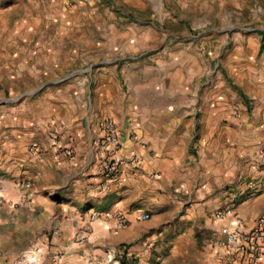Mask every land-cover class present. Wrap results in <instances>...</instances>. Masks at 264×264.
I'll list each match as a JSON object with an SVG mask.
<instances>
[{
	"label": "crops",
	"instance_id": "obj_1",
	"mask_svg": "<svg viewBox=\"0 0 264 264\" xmlns=\"http://www.w3.org/2000/svg\"><path fill=\"white\" fill-rule=\"evenodd\" d=\"M72 1L156 7L155 0ZM40 11L47 20L21 21L19 41L0 48V58L17 61L0 81L18 83L25 95L18 130L0 131V264H110L111 251L139 238V213L154 208L164 209L166 221L182 213L179 225L206 235L222 264L209 238L232 221L215 219L227 208L228 189L235 188L234 212L248 229L264 214V187L247 191L252 181L264 183V23L185 45L156 22H83L61 6ZM149 54L165 61L156 71L117 63ZM205 56L213 64L206 82ZM95 60L97 68L88 65ZM13 111L3 107L2 121ZM106 119L121 133L120 154L139 160L113 177L97 159ZM59 124L75 140L72 157L54 154L50 131ZM34 143L46 150L41 160L29 152ZM41 204L51 207L46 217ZM92 212L99 220L89 234ZM117 213L126 228H116Z\"/></svg>",
	"mask_w": 264,
	"mask_h": 264
},
{
	"label": "rangeland",
	"instance_id": "obj_2",
	"mask_svg": "<svg viewBox=\"0 0 264 264\" xmlns=\"http://www.w3.org/2000/svg\"><path fill=\"white\" fill-rule=\"evenodd\" d=\"M102 4L103 2H96L97 7H75L77 6L76 2L72 0H0V48L5 45H14L13 42L19 41L25 32L24 29L20 30L19 28L18 30L17 28L21 21L28 18L30 20L33 18L41 21L47 20L46 14H41L40 10L48 7L61 6L71 9L74 11L75 19L83 22L92 19L111 22H118V20L156 22L163 25L165 35L177 33L185 45L196 44L202 38L216 35L217 30L232 28L233 32L237 29L247 28V23L253 21L264 23V0H155L156 7L152 10L138 9V11L127 7H102ZM26 7H29L30 11H27ZM138 8L144 9V7ZM158 46L160 47V45ZM150 56L151 54L137 60L118 61L117 63L120 67L123 64L130 65V67L140 65L155 68L156 71L165 61L152 59ZM206 57L202 59L205 82L213 67L211 61ZM100 61H91L88 65L94 64V68H97ZM11 63L16 64L17 61L0 58V76H3L4 79L12 76L13 67L7 68V64ZM79 67L82 68L85 65ZM11 81L13 80L11 79ZM6 99L8 100L6 101ZM23 99H25L24 91H21L18 83L11 85L10 82L2 83L0 81V110L3 107L14 109L10 113V120L8 118L5 122L2 121L0 114V131L14 133L18 130L20 125L16 119L21 113L19 109L23 104ZM50 208L49 204H41L43 217L50 213ZM163 210L154 208L139 213V215L149 214L150 219L138 220L142 225L139 230V238L130 244L123 245L121 252L116 255V261H119L120 264H215L213 254L208 248L206 235L200 233L197 228L193 229L192 223L179 225L182 213H175L173 220L166 221L161 218L160 212ZM98 220L96 221L98 222ZM92 223L88 215L85 233L92 234L94 232ZM48 226L53 228L56 225ZM113 229L116 228L113 227ZM51 233V236L45 238L53 239V232ZM78 238L80 236L76 235L73 238L74 242H77Z\"/></svg>",
	"mask_w": 264,
	"mask_h": 264
},
{
	"label": "built area",
	"instance_id": "obj_3",
	"mask_svg": "<svg viewBox=\"0 0 264 264\" xmlns=\"http://www.w3.org/2000/svg\"><path fill=\"white\" fill-rule=\"evenodd\" d=\"M54 154L72 157L75 151V140L67 135L64 124L54 125L51 129ZM98 148V161L106 177H113L121 172L122 166L127 162L137 163L139 160L134 155L125 157L120 154L122 149L121 133L116 123L111 119L104 120L102 124V136L96 141ZM29 152L38 159H42L46 150L39 144H32ZM28 187V185H26ZM264 187L263 181H252L247 185V191L251 194L259 193ZM237 192L235 188H229L227 193V208L215 214V219L223 221L230 218L229 225L221 226L212 231L209 238V245L216 251L224 254L222 264H263L264 260V214L258 217L252 228L248 229L244 220L234 211L237 204ZM115 226L117 229H124L128 221L122 214H114ZM89 219L95 222L98 215L95 212L89 214ZM142 221L150 219L149 214L143 213L140 216ZM121 248L111 251L108 259L113 264H120L116 261V255Z\"/></svg>",
	"mask_w": 264,
	"mask_h": 264
}]
</instances>
